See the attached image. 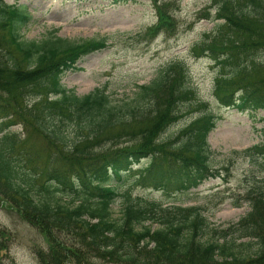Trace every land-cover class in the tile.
Listing matches in <instances>:
<instances>
[{
  "label": "trees",
  "instance_id": "16d2710c",
  "mask_svg": "<svg viewBox=\"0 0 264 264\" xmlns=\"http://www.w3.org/2000/svg\"><path fill=\"white\" fill-rule=\"evenodd\" d=\"M150 1L156 22L144 36L170 33L169 0ZM213 2L218 23L191 52L212 64L221 105L264 115V0ZM29 21L0 0V52L9 54H0V205L45 237L40 264H264L263 144L242 151L255 170L244 177L242 195L203 199L207 205L215 197L214 207L224 196L235 207L247 203L237 223L215 224L197 200L178 199L221 177L208 144L214 115L191 117L170 133L186 114L206 108L187 65L168 62L117 103L106 87L78 97L61 77L78 70L82 55L107 48V39L28 42L18 29ZM16 125L23 138L9 131ZM130 132L138 140L120 147ZM137 189L161 199L134 196ZM7 238L0 230V256Z\"/></svg>",
  "mask_w": 264,
  "mask_h": 264
},
{
  "label": "rangeland",
  "instance_id": "374dc122",
  "mask_svg": "<svg viewBox=\"0 0 264 264\" xmlns=\"http://www.w3.org/2000/svg\"><path fill=\"white\" fill-rule=\"evenodd\" d=\"M2 1L30 16V21L18 29L24 41L42 42L52 36L74 43L107 39V48L82 55L75 65L79 71L70 70L62 76L61 84L78 97L105 86L111 100L117 103L130 98L136 86L148 84L168 62H184L196 96L206 104V108L186 114L170 133L187 125L191 117L205 112L214 115L216 127L208 136V144L212 151V167L220 172L221 177L205 181L178 199L185 200L187 204L197 200L204 205L203 199L218 193H233L237 197L244 193V177L255 170L242 151L261 144L264 148V115L261 111L250 115L221 105L213 90L215 72L212 64L208 58L197 57L191 52L202 36L218 23L212 20L216 1L169 0L168 10L174 15L173 30L145 36L147 28L156 22L150 0L116 3L113 0ZM1 51L2 60L9 56L5 48ZM32 98L29 95L26 101ZM9 130L22 137L19 125ZM131 139L138 140L131 132L121 136L119 146L131 144ZM133 195L161 199L159 194L144 189L134 190ZM224 198L217 207H214L217 203L215 197L204 205L211 222L219 225L237 223L249 212L247 203L241 201L239 207H235V201L227 196ZM114 210L119 211V204L114 206ZM0 230L5 231L8 237L0 264H40L36 252L47 247L45 237L25 223L15 211L4 206H0Z\"/></svg>",
  "mask_w": 264,
  "mask_h": 264
}]
</instances>
